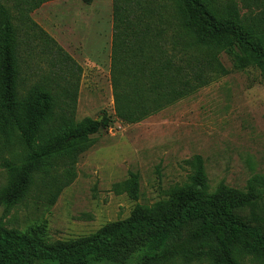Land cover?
Returning a JSON list of instances; mask_svg holds the SVG:
<instances>
[{
	"label": "trees",
	"instance_id": "trees-1",
	"mask_svg": "<svg viewBox=\"0 0 264 264\" xmlns=\"http://www.w3.org/2000/svg\"><path fill=\"white\" fill-rule=\"evenodd\" d=\"M55 1L0 0V142L10 147L18 140L23 148L19 165L3 160L5 212L31 192L36 174L50 176L62 164L65 174L46 191L54 203L73 182L72 166L91 148V136L109 125L106 117L75 122L76 64L31 19ZM245 2L248 9L261 4ZM49 50L73 64L59 99L44 82L26 90L21 76L34 53ZM222 54L236 69L255 67L264 77V8L242 16L236 0H113L110 77L117 119L140 124L227 76ZM188 164L193 174L187 183L89 237L48 243L8 229L0 218V264H264L263 227L238 215L264 200V176L252 177L244 190L222 185L211 191L203 159ZM115 189L139 201V174ZM191 233L201 242L198 250L184 242Z\"/></svg>",
	"mask_w": 264,
	"mask_h": 264
},
{
	"label": "rangeland",
	"instance_id": "rangeland-1",
	"mask_svg": "<svg viewBox=\"0 0 264 264\" xmlns=\"http://www.w3.org/2000/svg\"><path fill=\"white\" fill-rule=\"evenodd\" d=\"M236 2L242 16L264 8V0L250 9L245 0ZM31 19L76 64L75 122H101L106 117L109 125L91 136V148L72 166L73 182L62 188L54 203L46 191L55 188L54 178L65 174L62 164L50 176L36 174L31 192L18 206L0 210L8 229L48 243L89 237L127 220L137 205H153L170 188L187 183L193 174L188 162L197 156L204 161L211 191L222 185L244 190L252 177L264 176V77L257 68L238 70L222 54L227 76L140 124L125 125L116 117L110 77L113 0H58L42 6ZM33 57L32 63L21 66L25 89L44 82L59 99L73 64L56 51H39ZM12 144L0 142V190L8 182L3 160L16 165L22 160V145L18 140ZM131 174L140 176L137 202L115 189ZM238 215L264 229V200ZM193 238L192 233L186 235L184 242L198 250L201 242Z\"/></svg>",
	"mask_w": 264,
	"mask_h": 264
}]
</instances>
